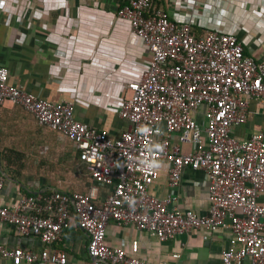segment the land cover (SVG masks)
I'll return each mask as SVG.
<instances>
[{
  "label": "built area",
  "instance_id": "obj_1",
  "mask_svg": "<svg viewBox=\"0 0 264 264\" xmlns=\"http://www.w3.org/2000/svg\"><path fill=\"white\" fill-rule=\"evenodd\" d=\"M118 1L115 17L127 22L148 59L139 79L121 87L116 114L127 128L117 137L75 120L71 100L51 102L9 84L0 66V105L20 107L68 141L93 183L84 192L18 194L13 206L0 205V224L42 245L38 251L0 245V257L10 264H66L65 251L53 245L73 221L89 264H148L105 242L112 222L160 243L227 228L235 245L220 252L222 264H264V129L244 128L250 115L264 117V62L230 33L196 36L188 17L175 22L160 8L149 10L154 0ZM160 160L169 164L168 190L183 169L204 173L205 213L179 210L169 192L149 194Z\"/></svg>",
  "mask_w": 264,
  "mask_h": 264
},
{
  "label": "crops",
  "instance_id": "obj_2",
  "mask_svg": "<svg viewBox=\"0 0 264 264\" xmlns=\"http://www.w3.org/2000/svg\"><path fill=\"white\" fill-rule=\"evenodd\" d=\"M118 0H0V66L7 82L51 102L71 100L75 120L108 137L127 128L116 110L122 85L137 81L148 55L125 20L115 17ZM162 9L179 22L188 17L196 36L207 30L232 34L245 53L264 62V0H154L149 10ZM264 129V117L250 115L245 127ZM182 152L189 147L183 145ZM169 164L157 162L150 195L179 210L205 213L207 179L200 170L183 169L179 184L166 187ZM0 205L13 206L17 195L51 189L84 192L93 183L72 145L39 126L16 105H0ZM264 202V195L259 197ZM53 245L66 253V264H89L85 237L74 222ZM75 228H72V226ZM105 242L126 256L148 264H222L220 252L234 246L229 229L190 231L160 243L147 232L110 222ZM0 245L38 251L36 238L16 234L0 224ZM173 255H177L176 258ZM0 264H10L0 257Z\"/></svg>",
  "mask_w": 264,
  "mask_h": 264
},
{
  "label": "rangeland",
  "instance_id": "obj_3",
  "mask_svg": "<svg viewBox=\"0 0 264 264\" xmlns=\"http://www.w3.org/2000/svg\"><path fill=\"white\" fill-rule=\"evenodd\" d=\"M245 132L248 133V132H250V130H248L247 128H245Z\"/></svg>",
  "mask_w": 264,
  "mask_h": 264
},
{
  "label": "trees",
  "instance_id": "obj_4",
  "mask_svg": "<svg viewBox=\"0 0 264 264\" xmlns=\"http://www.w3.org/2000/svg\"><path fill=\"white\" fill-rule=\"evenodd\" d=\"M72 228H75V226L73 225Z\"/></svg>",
  "mask_w": 264,
  "mask_h": 264
}]
</instances>
